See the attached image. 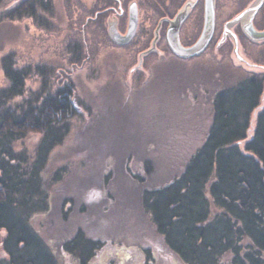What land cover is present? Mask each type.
I'll return each mask as SVG.
<instances>
[{
    "label": "rangeland",
    "instance_id": "1",
    "mask_svg": "<svg viewBox=\"0 0 264 264\" xmlns=\"http://www.w3.org/2000/svg\"><path fill=\"white\" fill-rule=\"evenodd\" d=\"M80 1L83 6L51 0V14L38 13L42 23L0 20V60L11 53L17 67L34 68L25 95L14 101L40 91L43 81L52 93L62 77L79 101L69 132L42 172L51 208L34 223L51 243L77 228L96 238L102 250L94 264H141L143 250L165 258L137 200L140 189L157 187L178 172L202 140L215 92L247 71L264 75V41L229 35L224 44L216 33L192 58L171 53L157 33H136L131 44L118 47L106 33H77L81 8L92 2ZM6 84L0 66V87ZM39 137L28 133L15 149L31 155ZM130 249L140 255L130 258Z\"/></svg>",
    "mask_w": 264,
    "mask_h": 264
},
{
    "label": "trees",
    "instance_id": "2",
    "mask_svg": "<svg viewBox=\"0 0 264 264\" xmlns=\"http://www.w3.org/2000/svg\"><path fill=\"white\" fill-rule=\"evenodd\" d=\"M2 8L0 20L41 23L38 13L53 9L51 0H0ZM16 65L11 53L1 57L7 84L0 87V264H94L102 250L96 238L76 229L51 243L34 223L51 208L42 172L77 116L74 86L62 77L50 93L43 81L17 103L34 68ZM209 105L202 140L178 172L140 189V208L166 255L143 250L141 264H264V75L247 71ZM28 133L40 136L31 155L14 144Z\"/></svg>",
    "mask_w": 264,
    "mask_h": 264
},
{
    "label": "flooded vegetation",
    "instance_id": "3",
    "mask_svg": "<svg viewBox=\"0 0 264 264\" xmlns=\"http://www.w3.org/2000/svg\"><path fill=\"white\" fill-rule=\"evenodd\" d=\"M78 3L82 5L84 2L78 0ZM206 4L212 6L214 15L213 36L208 45L216 33H220V40L225 37L224 44L229 43L226 38L229 35L234 40L244 39V28L248 23L256 31H264V0H92L88 8L81 6L77 33H106L109 36L115 32L124 36L129 33L130 20L136 16L134 35L127 44L118 45L109 36L115 46L131 44L136 33H157L166 42V34L172 27L177 28L180 43L190 46L202 33ZM30 19L35 21L34 17ZM228 22L232 23V28H228ZM181 33H185V43ZM192 39L194 41L190 42ZM166 45L170 50L167 42Z\"/></svg>",
    "mask_w": 264,
    "mask_h": 264
},
{
    "label": "water",
    "instance_id": "4",
    "mask_svg": "<svg viewBox=\"0 0 264 264\" xmlns=\"http://www.w3.org/2000/svg\"><path fill=\"white\" fill-rule=\"evenodd\" d=\"M10 1H19V0H10ZM213 8L209 4H206V13H205V21L202 33H200L198 39L195 41L194 44L190 46H183L179 41V36L177 33V28L172 27L168 30L166 34V42L170 48V50L178 57L181 58H192L194 56L199 55L202 53L206 47L208 46L212 36H213V27H214V20H213ZM129 33H126L124 36L118 33H109L110 38L112 41L118 45H125L127 44L133 37L135 26H136V16L130 20L129 24ZM245 35L252 41H264V31L258 32L256 31L250 23L244 28ZM224 36H222L221 40H224Z\"/></svg>",
    "mask_w": 264,
    "mask_h": 264
}]
</instances>
